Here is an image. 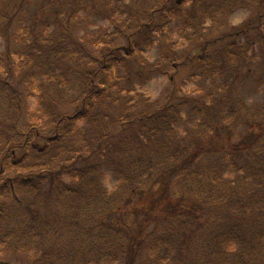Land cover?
Here are the masks:
<instances>
[{
    "label": "trees",
    "instance_id": "trees-1",
    "mask_svg": "<svg viewBox=\"0 0 264 264\" xmlns=\"http://www.w3.org/2000/svg\"><path fill=\"white\" fill-rule=\"evenodd\" d=\"M185 1L44 0L45 22L35 36L30 28L23 30L19 42L14 41L22 42L16 50L8 29L22 0H0V34L7 41L0 72L8 76L26 67L28 85L37 92V106L30 111L26 105L21 107L18 91L7 80L4 85L0 81V97L12 117L0 132V254L8 257L0 259V264H131L133 235L143 237L136 209L146 203L145 192L165 187L166 193L162 190L158 199L167 204L166 219L143 240L139 263L148 253L151 258H145L144 264H197L196 257L204 254L198 264H242L244 260L264 264V30L259 27L264 14L253 26L256 34L249 35L248 28L235 33L244 35L241 42L229 41L230 32L216 37L225 17L259 0H209L208 28L203 24L206 19L188 11L192 3L186 6ZM174 8L178 11L172 17H177L174 27L182 32L179 37L190 46L200 42L199 50L182 54L170 43L161 46L157 61H142L141 53L149 50L157 31L169 24L162 18L171 17ZM77 13L82 17L78 19ZM84 14L96 15L108 26L84 31L74 44V31L86 22ZM217 41L229 42L213 50ZM256 44L259 49L253 51ZM12 54L20 64L11 69ZM252 59L260 65L256 77L250 68ZM185 63L190 64L188 81L194 80L203 92L199 101L186 107L191 128L185 132L195 145L187 146V142L185 146L188 152H198L194 158L186 161V150L172 151L173 137L184 120L175 114L178 104L169 101L151 114L141 112L138 125L143 140L136 146L122 140L108 145L115 124L135 120L128 98L134 86L143 87L167 73L176 81L175 73ZM106 68L124 70L128 86L120 82L122 88L112 92L109 86L105 88L107 82L95 83L94 77ZM248 82L254 96H262L251 107L243 98ZM57 104L68 109L57 113ZM98 109L104 114L99 115ZM237 126H242L241 132ZM235 136L237 140L232 141ZM224 140V146H216ZM51 142L59 145L48 148ZM84 147L92 155L86 159L80 157ZM96 155L117 182L111 193L102 183L106 173L89 160L97 159ZM209 156L213 159L204 164ZM46 178L50 188L42 193L40 184ZM180 203L192 206L177 212L176 204V209H184ZM196 208L204 209L202 229L195 223ZM121 211L125 213L115 225L104 220L105 214L112 217ZM50 214L58 223L51 233ZM214 214L221 223L211 217ZM179 237H187L188 245Z\"/></svg>",
    "mask_w": 264,
    "mask_h": 264
},
{
    "label": "rangeland",
    "instance_id": "rangeland-1",
    "mask_svg": "<svg viewBox=\"0 0 264 264\" xmlns=\"http://www.w3.org/2000/svg\"><path fill=\"white\" fill-rule=\"evenodd\" d=\"M44 0H22V5L20 6V11L17 14L16 18L13 21V24H10V27L8 29L9 34H10V44L11 47L13 49L18 48V44H16L14 42V40H17L19 42V40L21 39V36L23 34V30L30 28L32 30V35L35 36L36 35V31L39 28V26L45 22L44 20L46 19L44 15H42V4H43ZM19 2V0H18ZM189 4L186 2V6H188ZM191 8V9H190ZM188 9H190V11L195 12V3L192 5V7H188ZM210 11H212V7L208 8ZM208 9H206V14L208 13ZM200 13V15H203L204 13V9H198L196 11V15L197 13ZM264 14V0L261 1L259 0V3L250 6L247 9L244 10H237L236 12H232V14L230 16H226L225 20H224V26L222 27V29L220 30V32L218 34H216L217 38H220L223 34L225 33H229L232 34V37L230 36V40H235V41H239L241 42L244 39V35H237L235 36L236 32H241V30H249V35H253L256 34L257 31L253 30V26L257 25V19L258 17ZM85 17H87L89 20L88 22L81 24L78 26V28L74 31V44L77 42V40H79V37L83 35L84 31H86V26L88 23H90L91 25L94 23L93 28L95 29V23H101L100 20H97L98 17L95 15H91V14H84ZM204 26H208L207 25V21H205ZM229 35V34H228ZM14 38V40H12ZM216 38V39H217ZM234 38H238V39H234ZM34 41V40H33ZM174 42L178 43V39H174ZM201 42L204 41V39L202 38V40H200ZM227 41V42H229ZM155 42V47L153 49H151L148 53L143 54V58L146 59L149 62H152L155 58H156V54L158 51V48L160 47V45L164 42L163 38H155L154 39ZM227 42H221V41H217L216 43H214L215 47L213 50H221L220 49V45L224 46L225 44H227ZM181 43V42H179ZM200 42H198L197 44H192L190 45H182V47L180 48V51L182 54L184 53H190V55L195 54L200 47ZM7 41H6V36L2 33L0 34V56L3 54V52L6 51L7 47ZM71 46V44H70ZM258 51L259 47L256 44V47L253 48V51ZM17 50V49H16ZM14 52V51H12ZM13 56V55H12ZM13 62L8 63V65L10 66V68L12 69V66H18L20 64V59L18 57H12ZM11 60V59H10ZM251 62V61H250ZM184 63V62H183ZM256 60L252 59L250 68H251V72L253 73L252 76L256 77L257 76V72L258 67H260L259 64H256ZM4 66L6 65V63H2ZM2 70H4V68H1ZM27 68L24 67V69L19 70L16 69L15 74L14 71L6 76V74H4L5 71H1L0 72V81L1 83L4 85L6 80L12 85V87H14L21 98H19V103L21 105V107H24L26 105V107H29L30 109H34L36 106V100L34 97L33 92H30V86L28 85V82H26L27 79H29L28 76L24 75V71L27 74ZM93 70H97V68H94ZM22 75H21V73ZM113 74V69L109 70V69H105V72L102 73V75L98 76V77H94V81L95 83H100L102 85H105V82H107V85L105 86L110 88L111 91L113 92L114 90H118L120 88H122V86H120L118 83H123L125 85L128 86V84L126 83L127 80V76H126V72L124 70L121 71H116L114 69V76L112 77ZM190 64H186L183 65L182 67H180L176 73H175V90L176 94H175V98L172 100V103H176V104H180V102L183 100V97H186V99H191L194 100L196 98H199V93H193V92H187L189 89H191L190 91H192V87L191 85L188 84V79L190 78ZM106 78V80H105ZM168 78L169 77H158L155 79H152L149 83H147V85L143 86V87H137L134 86V93H129L130 95L128 96V98H131V105L133 107L132 109V113L135 120H133L132 122H125L124 125H121L120 123L115 124L113 126V129L110 133V139L107 142L108 145H116V143H119V140H122V142H126V140L130 139L129 145L131 146H136V144L138 143V141L142 140L143 137L142 135L139 133L138 131V121L139 119H141L142 117V113L144 112L145 116L148 112L151 114L152 112H154V109L162 104L165 103V101L168 99L169 95H170V89L172 88V85H169L168 82ZM105 80V81H104ZM172 80H174V78L172 77ZM210 83V82H209ZM250 83H247V86ZM77 83L74 84V87H76ZM102 88V86L100 87ZM252 88V89H251ZM132 92V91H131ZM253 92V85L252 86H248L243 94V98L245 99L246 105L251 107L256 103H259L262 99V96L260 95H256L254 96ZM2 95L5 94V92L2 90ZM11 93V92H9ZM137 93V94H135ZM24 97V98H23ZM146 102L147 104H142ZM68 109V107L66 105H60L57 104L55 106V111L57 113H61V111H64L65 109ZM142 108L145 111H142ZM53 112V111H52ZM105 111H102L101 109L97 110V113L99 115H103ZM7 105L4 102V97L1 96L0 97V132L3 130H6V126L8 125V123L11 122L12 117L7 114ZM183 114V112H182ZM79 126H81V123H78ZM187 125V122L184 125V128ZM183 129L180 128V132L178 131V133L175 134V137H173V143H172V151L175 152V150H180L181 152L186 150V144L188 142L189 143L193 140V138L191 137V135H184L182 133ZM220 131V130H219ZM220 133V132H219ZM254 134V131L252 132ZM132 139V141H131ZM223 139V138H222ZM74 141V139H72ZM229 140V139H226ZM219 141L217 142L216 146H224L225 145V141ZM92 143V146H97V144ZM73 144V143H69L68 145ZM59 144L56 143H48L46 144V146L48 148H50L51 146H58ZM66 144V146H68ZM75 145V144H74ZM87 146H89V144H86ZM99 150V147L96 148V151ZM89 150L87 148L84 147V151L83 154L80 155L81 158H89L90 155ZM186 152H188L186 150ZM198 152H193L190 151L186 154L185 160L188 161L192 158H194V156L197 154ZM219 153V151L217 152ZM97 159H89L92 160L93 162H95V164L98 166V169H102L101 172H105V180L102 182L104 187L106 188V190H111L110 188H112V186L114 185L115 180L113 178H111V175H109L108 173V169L106 168L105 164L99 159L98 155H96ZM209 159H213L212 156H209L207 158L203 159V163L207 164ZM227 177H232L230 175H226ZM42 183L40 185H42V189L40 190L42 193H46L49 190V181L46 179L41 181ZM116 183V182H115ZM176 188H174L175 191ZM162 190L165 191L166 193V187L159 190V191H154V190H148L147 192H145L143 194V198L144 197H148L147 199H145L144 201L146 203H144V205H142L141 207L137 208V213H138V218L139 221L142 222L143 228L140 227L139 230L142 231V235L143 237L141 238L140 233H138L137 235H133L134 239L131 240V244L132 247L130 248L131 253L133 254V259L131 257H129L130 261H132L131 264H142L139 263L140 262V256L142 254V246H143V240L145 242L146 238L148 237V233L151 231L153 232L155 227L159 224V223H163L164 220L163 219L165 216H167L165 214L166 209H167V204L165 202V200L159 198L160 194L162 193ZM28 203H31L32 201L30 199L27 200ZM189 202V200H188ZM181 205H183V203H180ZM185 204V203H184ZM178 204L174 205L175 206V210L177 212L180 211H184L186 212V210H190L189 208L192 205H188V203L184 206V209H176V206ZM141 208V209H140ZM206 210V208H205ZM194 211V215L197 218L196 220V225L200 226L201 229L203 228V224L204 221L206 220L205 218V213H204V209L200 208V209H193ZM122 213H115L112 217H109L108 215L105 214V221H109L110 223H112L113 225H115L116 222H118V220L120 219V217L123 216V214L125 213V211H121ZM110 215V214H109ZM207 215V212H206ZM213 219H216V222L219 224L221 223V219L219 217H217L215 214L213 216H211ZM168 218V217H167ZM73 220V219H72ZM25 223L26 225L30 224V221L25 219ZM49 233L52 232V228L54 226L58 227V223H57V219L53 216V215H49ZM73 223V222H72ZM260 223V222H258ZM113 229L116 228V226H112ZM107 231L113 235L116 236L115 231H112L111 227H107ZM69 234V231H68ZM65 235V234H64ZM132 238V237H131ZM184 243L185 245L187 244V240L188 238H182L179 237ZM54 245V244H53ZM134 246V249L132 251V248ZM50 247V246H49ZM254 248H256L254 246ZM233 253H237L236 251H234L233 249ZM126 255V253L124 254ZM123 255V256H124ZM205 258V254L203 255V257H196V262L197 264L200 263L203 259ZM0 259L5 260L6 257L4 256H0ZM241 258L239 259L240 262ZM119 263V262H118ZM122 264V263H121ZM182 264V263H181ZM242 264H246V261L244 260V262Z\"/></svg>",
    "mask_w": 264,
    "mask_h": 264
}]
</instances>
